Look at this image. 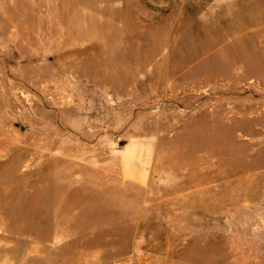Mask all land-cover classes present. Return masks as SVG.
<instances>
[{"label":"rangeland","instance_id":"1","mask_svg":"<svg viewBox=\"0 0 264 264\" xmlns=\"http://www.w3.org/2000/svg\"><path fill=\"white\" fill-rule=\"evenodd\" d=\"M0 264H264V0H0Z\"/></svg>","mask_w":264,"mask_h":264},{"label":"crops","instance_id":"2","mask_svg":"<svg viewBox=\"0 0 264 264\" xmlns=\"http://www.w3.org/2000/svg\"><path fill=\"white\" fill-rule=\"evenodd\" d=\"M135 176H137V177H141V176H143V173L141 172H138V173H135Z\"/></svg>","mask_w":264,"mask_h":264}]
</instances>
